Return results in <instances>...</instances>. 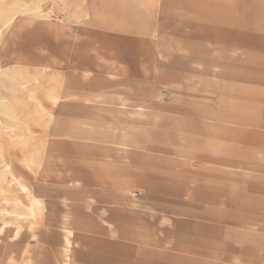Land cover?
Returning <instances> with one entry per match:
<instances>
[{
  "label": "rangeland",
  "instance_id": "rangeland-1",
  "mask_svg": "<svg viewBox=\"0 0 264 264\" xmlns=\"http://www.w3.org/2000/svg\"><path fill=\"white\" fill-rule=\"evenodd\" d=\"M60 14L71 23L69 34L50 48L61 49L62 71L73 81L84 63L90 70L78 98L93 93L91 84L131 80L153 107L138 117L131 108L64 100L50 125L16 87L24 104L19 117L30 129H0L3 156L43 201L46 222L31 229L0 220V264L9 263L6 250L11 264H62L63 238L48 228H61L69 213L81 218L83 204L95 214L68 225L91 237L73 253L74 264H264V0H73ZM4 38L0 66H26L25 79L14 84L38 79L33 88L48 105L50 77L35 71L44 60L35 55L41 37L23 31ZM0 79L10 85L8 76ZM1 94L9 96L5 88ZM120 136L130 154L110 144ZM47 146L55 156L46 165L40 159ZM102 147L101 161L84 153ZM3 164L0 213L5 197L21 198ZM132 186L140 188L135 197ZM95 207L108 215L99 219Z\"/></svg>",
  "mask_w": 264,
  "mask_h": 264
},
{
  "label": "bare ground",
  "instance_id": "bare-ground-1",
  "mask_svg": "<svg viewBox=\"0 0 264 264\" xmlns=\"http://www.w3.org/2000/svg\"><path fill=\"white\" fill-rule=\"evenodd\" d=\"M14 1L15 0H0V60L2 58V55H6L7 41L4 38L6 34L8 37H10V39L17 36L23 31L27 33L31 32L33 34H38V36H40L42 40L38 42V46L37 48H35V55L37 53L38 55H40L42 59L44 58V60H42L40 64L36 66L35 71H37L38 76H40L41 78H44L46 76L50 77V79L44 81L45 83L44 96H45V99L47 100L46 102L48 103V105H45L42 102V100L37 95L36 89L33 88V85H34L33 83H36L38 79L34 78L33 80L23 81L19 83L18 86L14 84L17 81V77L24 78L22 73L25 70H28L26 66L18 65V64H17L18 66H9L7 68L0 66V78L2 77L4 78L5 76H8L9 83H10L9 86H5V83H2L0 79V129L1 130H6L8 128H11V126L13 125L20 126L25 131H29L30 129L29 120H21L19 117L18 110L21 107H23L24 104L23 102L18 100L20 99V97L17 94L18 89H16V87H18L22 92H24L23 98L37 111L36 114L38 115V113H40L44 115L46 118V122L49 123L50 125L53 124L54 122L58 123L55 120L56 115L54 111L55 109L59 107V105L64 100L67 101V100H76V99L80 100L81 99L85 103H101V104L115 105L121 109L131 108L132 110H134V113L138 117H144L145 115L144 113L153 107V103H149L146 100L139 98L137 94L138 93L137 87L131 80L127 86L122 84L119 86H113V87L107 86V87L102 88L100 86H97L96 84H91V91L93 93L89 94L85 98H78L77 93L80 91L81 86H84L85 80L88 78V75L90 73V70L87 64L86 63L83 64L84 66L83 69L81 70L78 69L79 72L77 73L78 74L77 76H79V78L72 81L71 79H69L70 77H67L69 73H67L66 75L65 72L62 71L61 64L63 63V60H61V56H60L62 53L61 49H57L56 52H54L53 50H55V48H53V45H52V50L50 48L51 44L62 41V39L67 37L69 34V29H70L71 24H67L64 21L66 18L65 15L60 14V13H63L66 7L68 6L66 2L67 0H35L36 2H35V5L33 6L25 5V4L20 5L19 3H15ZM48 4H51V6L48 7ZM46 7H48L47 10L45 9ZM55 14L60 15V17H58L57 20L54 19ZM9 56L22 57L23 59L25 58V60H28V58H30L29 54L24 55V56L23 55L16 56L15 53H10ZM99 57H100V61L103 62L104 59L102 57H104V54L99 53ZM113 70L115 69L111 68L110 71L105 70L104 74L106 76L111 77L114 74L112 73ZM75 71L77 70L74 68L72 70V74H74ZM4 88L8 90L9 96L8 95L3 96L1 94V90ZM166 90H168L169 92V99L172 98L173 93L171 89H166ZM211 115H214V114H211ZM214 116L215 118H218L216 114ZM82 124H83V127L89 126V128L92 125V128H90L89 130L95 129L94 122L93 124L92 122L91 123L89 122V124L84 122V123H81V125ZM107 124L108 123H106V125ZM99 127L101 128V126ZM73 134H74L73 132L68 133V136L72 138ZM16 136L17 135H14V134L9 135V137H16ZM120 137L121 138H118V140H115L114 142H111L110 144L115 146L116 151H118L119 154L123 156L130 154V152L128 151L132 149L131 148L132 145L127 140V138L123 136H120ZM105 143L106 141L102 144L105 145ZM84 153L95 155L96 157L99 158L97 159L99 161H101L100 159H102L106 154V152H104L103 147L102 148H92V149L87 148L85 149ZM53 156H55L54 153L47 146L46 149L44 150V155L40 159V163L41 164L49 163ZM20 159L23 160L22 157ZM0 160L4 162L3 167L5 169V179L21 195V198H15V199H9L8 197H5L6 199L4 200V205H3L4 209H1V213H0V220L2 221L1 226L6 225L9 227H12L15 223L21 221V222H28L31 226L30 228L33 229V227H36L39 224H44L46 220H44L45 218L43 214V211H44L43 201H41L37 197V194L35 193V190L32 187L22 183L19 180V178H17L14 175L9 159L3 156V149H2L1 142H0ZM190 163L194 164L195 162H190ZM130 190H131L130 194L133 197H135V193L137 192V190L139 191L140 188H138L137 186H132ZM92 207H93L92 204H83L82 208L85 211L82 213L81 218H78V215L76 217L75 216L73 217L72 214L69 213L67 215H64L61 218V228L59 229L48 228V231L51 235L53 233L60 232L61 233L60 235L63 238L64 250L62 251V255H61L62 264H74L72 260L73 253L75 251L85 249L84 241L86 239L91 238V237L78 236L76 233V229L70 228L68 227V225H72L73 223H78V222L86 223L84 217L88 216L89 214H92V215L95 214L93 212ZM107 209L108 208L95 207V211H97L96 213L97 217L99 219L105 218L108 215ZM115 211H118V210L115 209ZM7 215L11 216L9 221L5 220V217ZM128 219L130 223L137 221L135 216L134 217L129 216ZM91 224L93 225V222ZM26 230L28 229L26 228ZM0 232H1V229H0ZM15 232H17V230H15ZM9 234H10V231H9ZM31 237H34V234H31ZM78 248L80 249L78 250ZM10 253H11L10 251L6 250L5 259L7 260V262H9L8 264H11V261H12ZM81 262L82 264H84V263H87L88 261L86 258H84L81 260Z\"/></svg>",
  "mask_w": 264,
  "mask_h": 264
},
{
  "label": "crops",
  "instance_id": "crops-1",
  "mask_svg": "<svg viewBox=\"0 0 264 264\" xmlns=\"http://www.w3.org/2000/svg\"><path fill=\"white\" fill-rule=\"evenodd\" d=\"M72 1L73 0H67L66 2H67V4H69V3H72ZM69 18V17H68ZM70 18H71V16H70ZM71 21V20H70ZM68 24H71V23H68Z\"/></svg>",
  "mask_w": 264,
  "mask_h": 264
}]
</instances>
